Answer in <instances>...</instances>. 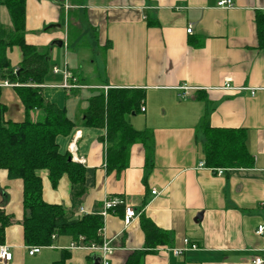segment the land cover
<instances>
[{"label": "crops", "instance_id": "0c3cea01", "mask_svg": "<svg viewBox=\"0 0 264 264\" xmlns=\"http://www.w3.org/2000/svg\"><path fill=\"white\" fill-rule=\"evenodd\" d=\"M219 1L26 0L25 40L49 48L53 68L60 69L46 76L41 92L76 124L68 135L58 136L60 151L86 169V191L76 203L68 175L54 186L48 172H41L44 200L81 218L101 214L104 202L115 195L140 213L128 227L124 206L104 218L101 234L115 248L110 264H125L133 251L146 248L143 217L170 234L167 243L146 254L144 264H253L255 256L264 257V234L256 232L264 221V44L258 32L264 0H233L232 7H221ZM71 24L81 31L90 27L100 47L98 82L79 75L78 50L70 52L67 46ZM3 26L11 29L13 22L0 4V34ZM7 56L13 68L20 66L19 46L9 47ZM65 70L72 73L67 82L74 86H64ZM109 88L143 91L145 111L131 114L129 121L153 138L150 153L143 143L131 146L128 166L121 171L107 166L106 128L83 123L91 96ZM0 103L7 108V120L27 118L17 87L3 84L1 77ZM42 116L41 110L30 112L34 121ZM206 122L212 128L244 129L253 165L206 166ZM1 183L15 190L14 195L0 192L7 204L2 206L0 199V207L14 217L4 243L13 258L0 264H54L64 252L69 253L65 264L101 259L97 245H77L71 235H54L52 245H38L41 251L30 255L33 245L25 243L22 225L23 181L8 180L0 169ZM14 196L21 205L16 218L9 207ZM185 239L197 249L176 255L173 249L183 248Z\"/></svg>", "mask_w": 264, "mask_h": 264}, {"label": "trees", "instance_id": "16d2710c", "mask_svg": "<svg viewBox=\"0 0 264 264\" xmlns=\"http://www.w3.org/2000/svg\"><path fill=\"white\" fill-rule=\"evenodd\" d=\"M71 1L77 4V0ZM0 4L7 6L13 22L11 29L4 26L1 28L0 77L17 87L27 113L24 121L7 120V108L0 103V169L7 171L9 179L23 181L22 225L25 243L47 246L53 244L54 235H71L77 245H101L104 223L102 214H85L81 218H75L63 206L48 203L43 198L41 172L46 171L54 186L61 177L68 175L73 185V200L78 202L86 191V169L82 163L73 161L68 152L60 151L58 136L68 135L76 124L68 117L64 108L45 99L41 92L39 86L45 83L54 63L49 48H39L25 40L26 0H0ZM71 25L67 35L68 47L73 44L71 37L75 34ZM86 31L92 32L90 27ZM258 32L260 41L264 44V14L258 16ZM77 42H80L79 38ZM14 45L21 48L23 56L18 68L11 66L7 56V49ZM143 100L144 93L141 89L125 88L99 90L89 99L83 123L106 128L109 169L121 171L126 168L131 146L135 143H143L150 153L153 139L151 132L138 130L129 121L131 114L141 109ZM35 109L43 112L42 118L36 121L30 117V112ZM202 149L205 165L208 167L253 165V157L246 147L244 129L212 128L206 122ZM13 221L14 217L0 207V245L5 243L6 228ZM142 227L147 237V246L133 251L125 264H144L146 254L157 245L167 243L169 239L170 234L150 218L143 217ZM80 236L83 237L82 240ZM68 255V252H64L62 258L54 264H65Z\"/></svg>", "mask_w": 264, "mask_h": 264}, {"label": "built area", "instance_id": "2783aa9c", "mask_svg": "<svg viewBox=\"0 0 264 264\" xmlns=\"http://www.w3.org/2000/svg\"><path fill=\"white\" fill-rule=\"evenodd\" d=\"M218 5L221 7H232L233 6V0H221L218 2ZM187 32L192 33V27L191 26H189V28L187 29ZM53 69H54V72L60 71V69L57 67H54ZM64 76H65V81H66L64 86H67V87L74 86V85L69 84L67 82V80L69 78H73L72 73L65 70ZM3 84L9 85L11 83H9L8 81H3ZM225 87L226 88H234L229 83H226ZM250 89H251V93L254 94L256 90L254 88H250ZM141 110L145 111V107L143 105L141 106ZM200 165H204V162H202ZM218 171H219V173L222 174L224 172V169L219 168ZM153 194H156V191H153ZM118 206H124V209H125L124 226L125 227H128L131 224H133L134 221L140 215V213L137 212V210L132 205H128L126 203V201L123 197L114 196V197H108L107 200L104 202L103 210L101 211L102 216L104 218H106L108 212L111 211L112 209L118 207ZM262 207L264 210V204ZM80 212L84 213L83 207H81ZM256 232L259 235L264 234V221H263V223L259 224ZM101 233H103V228L101 229ZM53 237H55V236H53ZM95 247L101 251V264H110V257L114 253V250H115V248L111 245L110 240H107L103 237V243L101 245H98ZM41 249H42V247L38 246V245L29 246L28 247V253L30 255H34V254L39 253L41 251ZM188 249H197V245L192 244V243H190V241L188 239H185V246L183 248H174L173 251L176 255H181ZM12 258H13V253L10 251L9 247L5 244H1L0 245V260L1 261H10V260H12ZM252 263L253 264H264V257L263 256H255L252 260Z\"/></svg>", "mask_w": 264, "mask_h": 264}, {"label": "rangeland", "instance_id": "374dc122", "mask_svg": "<svg viewBox=\"0 0 264 264\" xmlns=\"http://www.w3.org/2000/svg\"><path fill=\"white\" fill-rule=\"evenodd\" d=\"M72 3V1H71ZM72 26V25H71ZM72 30L75 32V34L71 37V42L73 43L69 48V51L72 52V49H77L78 50V58L81 63V69L79 70V75L80 77H86L84 81L89 82V83H94L99 81V76H98V69L97 65L99 64V59L100 58V47L98 46V43H95V38L92 36L90 31L83 30L81 31L80 29L78 30L74 25L72 26ZM78 30V31H76ZM80 33V36L78 37ZM77 34V35H76ZM77 38H79L80 42H77ZM102 55V53H101ZM98 59V61H96ZM81 72V73H80ZM51 75V72H50ZM48 80V79H47ZM50 81V79H49ZM89 90L84 91L83 95H88ZM70 98H73V95L70 94ZM84 98V96L82 97ZM73 100V99H71ZM8 180H19V179H9ZM1 183L0 184V192L2 189H6L9 193H13V190H15L14 186H11L8 184L7 187ZM3 191V190H2ZM1 194V193H0ZM1 205H7L6 203L3 204L4 196L2 197L1 194ZM11 209H13L15 213V218L17 217V214L19 213L21 209L20 202L15 201V196L14 199L11 201L10 206Z\"/></svg>", "mask_w": 264, "mask_h": 264}, {"label": "water", "instance_id": "95a60500", "mask_svg": "<svg viewBox=\"0 0 264 264\" xmlns=\"http://www.w3.org/2000/svg\"><path fill=\"white\" fill-rule=\"evenodd\" d=\"M59 43L62 44L61 41ZM96 264H101V259L100 258H98V260L96 261Z\"/></svg>", "mask_w": 264, "mask_h": 264}]
</instances>
